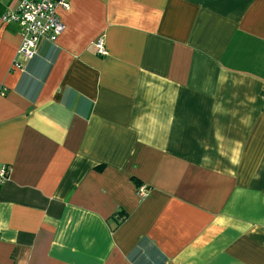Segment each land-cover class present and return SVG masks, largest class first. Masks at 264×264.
Here are the masks:
<instances>
[{
    "label": "crops",
    "instance_id": "1",
    "mask_svg": "<svg viewBox=\"0 0 264 264\" xmlns=\"http://www.w3.org/2000/svg\"><path fill=\"white\" fill-rule=\"evenodd\" d=\"M70 3L0 0V264H264V0Z\"/></svg>",
    "mask_w": 264,
    "mask_h": 264
},
{
    "label": "built area",
    "instance_id": "2",
    "mask_svg": "<svg viewBox=\"0 0 264 264\" xmlns=\"http://www.w3.org/2000/svg\"><path fill=\"white\" fill-rule=\"evenodd\" d=\"M70 2L71 0H18L17 8L2 16L4 23H15L20 26L22 44L18 49V58L22 57L29 61L37 56L41 41L55 42L57 40L65 30V25L58 15V9L70 10ZM95 44L100 56L108 54L102 39ZM17 59L14 66L20 64ZM4 93L5 90L2 91V94ZM11 172L10 165L0 163V192ZM148 192L149 190L143 185L138 187L140 196H146Z\"/></svg>",
    "mask_w": 264,
    "mask_h": 264
},
{
    "label": "trees",
    "instance_id": "3",
    "mask_svg": "<svg viewBox=\"0 0 264 264\" xmlns=\"http://www.w3.org/2000/svg\"><path fill=\"white\" fill-rule=\"evenodd\" d=\"M140 185H141V184H140ZM140 185H139V186H140Z\"/></svg>",
    "mask_w": 264,
    "mask_h": 264
}]
</instances>
